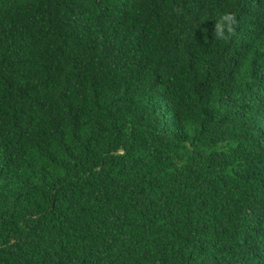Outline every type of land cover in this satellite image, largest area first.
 <instances>
[{
	"label": "trees",
	"instance_id": "trees-1",
	"mask_svg": "<svg viewBox=\"0 0 264 264\" xmlns=\"http://www.w3.org/2000/svg\"><path fill=\"white\" fill-rule=\"evenodd\" d=\"M0 264H264V0H0Z\"/></svg>",
	"mask_w": 264,
	"mask_h": 264
},
{
	"label": "clouds",
	"instance_id": "clouds-1",
	"mask_svg": "<svg viewBox=\"0 0 264 264\" xmlns=\"http://www.w3.org/2000/svg\"><path fill=\"white\" fill-rule=\"evenodd\" d=\"M236 18L234 15L224 13L215 20L214 34L217 40L227 41L234 33Z\"/></svg>",
	"mask_w": 264,
	"mask_h": 264
}]
</instances>
